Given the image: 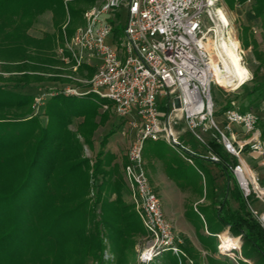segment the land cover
<instances>
[{
  "label": "trees",
  "instance_id": "trees-1",
  "mask_svg": "<svg viewBox=\"0 0 264 264\" xmlns=\"http://www.w3.org/2000/svg\"><path fill=\"white\" fill-rule=\"evenodd\" d=\"M66 1L70 2L0 0V52L14 53L15 63L23 62L28 69L17 71L21 74L17 79L19 84L28 87L33 81L44 79L39 75L41 67L30 66L35 58L30 53L32 50L40 54L52 52L57 42L53 35L32 38L28 30L39 14L53 11L54 26L61 30L63 41ZM76 1L83 4L79 12L84 14L98 0ZM255 1L257 15L264 18V0ZM84 6H87L85 11ZM69 26L65 29L71 37L78 27L68 29ZM257 56L262 60L261 53ZM58 62L50 59L46 64L56 66ZM85 68L88 66H83L80 71ZM55 80L60 81V78ZM86 96L73 98L58 93L52 97L45 108L48 123L43 126L33 114L32 96L5 92L0 88V264H89V261L104 264L106 242L119 256L133 247L137 235L147 233L132 205L125 200L128 191L122 177L113 180L115 168L102 170L107 163L101 158L92 166L91 161L82 156V144L68 130L74 119L84 118L78 132L87 146L92 145L90 136L97 125L86 130L85 125L98 112L96 104ZM101 119L107 118L101 114ZM261 140L264 142V132ZM208 147L221 159L219 164L230 180L233 174L222 147L217 143ZM100 178L103 182L92 201L91 192L96 190L94 183ZM32 186H35V193L26 197L24 193ZM238 188L240 190L239 185ZM106 194L116 198L109 201ZM232 196L239 203V209L229 212L219 207L218 218L234 236L242 235L244 243L241 239L240 243L245 259L252 260L256 255L264 261V228L258 223L251 224L249 218L242 216L246 211V200L241 190H235ZM97 206H100V213H96ZM211 240V237L202 238L207 250L211 249ZM182 249L186 257L168 253L162 257L163 263L187 264L190 260L200 264L203 254L189 240L183 241ZM210 264L230 263L212 260Z\"/></svg>",
  "mask_w": 264,
  "mask_h": 264
},
{
  "label": "built area",
  "instance_id": "built-area-1",
  "mask_svg": "<svg viewBox=\"0 0 264 264\" xmlns=\"http://www.w3.org/2000/svg\"><path fill=\"white\" fill-rule=\"evenodd\" d=\"M222 1L98 0L84 12V25L58 49L62 60L71 63L75 72L82 66L97 68L86 94L111 102L116 115L128 120L129 129L135 132L124 172L131 202L148 236L139 255L142 264H150L168 253L186 257L183 239L165 214L143 158L145 141L164 140L186 162L194 164L196 153L183 144L175 130L179 123L200 145H206L205 138L209 137L237 160L230 170L251 213L264 227L263 214L256 206L264 203V188H260L256 175L247 173L241 157L247 145L250 156L264 165L261 117L252 110L242 111L233 102L224 112L223 127L215 118L212 90L221 85L215 68L221 76L226 72L213 55L209 36L227 25L219 13ZM121 18L126 27L119 32ZM68 93L77 91L69 89ZM160 99L166 101L165 114L158 107ZM236 126L244 129L246 141L238 142ZM206 158L221 161L213 154ZM206 234L217 238L219 253L224 254L220 249L221 233L212 234L206 227ZM238 238L242 239V235Z\"/></svg>",
  "mask_w": 264,
  "mask_h": 264
},
{
  "label": "rangeland",
  "instance_id": "rangeland-1",
  "mask_svg": "<svg viewBox=\"0 0 264 264\" xmlns=\"http://www.w3.org/2000/svg\"><path fill=\"white\" fill-rule=\"evenodd\" d=\"M67 2V1H66ZM68 4V5H67ZM65 4L63 9L64 21L66 24L62 26L63 29V41H61V30L54 26L53 11L46 10L36 17L34 25L28 30V34L35 39H42L46 35L54 36L57 44L52 52L37 53L32 50L30 55L35 56L34 60L31 61L30 66L41 67L42 73H39L42 78L41 82L33 81L28 87L23 86L17 82V79L21 77V74L17 71L28 70L25 67L26 64L23 62L15 63V54L12 52H0V88L4 89L5 92H14L23 96H32L33 102V114L39 119L43 126L48 123V118L45 116V108L47 102L57 95L62 93L63 96H69L73 98H91L93 103L97 106L98 115L87 121L86 128L96 124V128L92 131L90 136L91 146H87L84 142V138L81 137L78 132L79 125L84 122V118H76L74 122L68 127L70 133L75 134L76 139L82 144V156L91 161L93 166L98 158L104 160L106 166L102 170H116L113 171L115 178L121 176L126 189L128 191L125 196V200L129 205L134 206L131 202V190L129 184L125 179L124 167L127 162V153L130 149L131 142L134 140L135 132L131 131L128 127V120L120 118L116 115L112 103L106 100H100L94 94H86L90 89L89 81L93 78L97 68L88 66V68L75 72L72 68L71 63H67L62 60L58 53V49L63 47L66 40L72 38L68 36L66 32V26L70 24L69 28L79 27L83 24V14H80V8L82 3L76 0H70ZM87 9V6H84ZM256 1L255 0H223L220 4L227 17V25L216 30L215 33H210V41L212 52L215 57L225 55L223 53V46L229 44L230 36L233 37L239 45L238 53L241 57L242 66L247 69L248 75L243 80L241 85H236L238 81L232 80V82H222L221 85L213 87L212 93L215 100V115L226 111L234 102L242 111L252 110L261 117V123L259 130L261 133L264 132V18L259 17L256 13ZM23 9V7L21 8ZM84 25V24H83ZM126 22L121 18V24L119 26V32L125 30ZM77 30V28H76ZM75 30V32H76ZM74 32V33H75ZM224 44V45H223ZM262 54V60H258L257 54ZM10 59V60H9ZM60 61L58 65H47V60ZM218 59V58H217ZM263 62V63H262ZM95 63H98L95 61ZM29 65V64H28ZM25 67V68H24ZM90 68V69H89ZM49 74H48V73ZM18 73V74H17ZM59 80H55L56 78ZM64 80L63 82L61 81ZM234 85H236L234 87ZM232 86V87H229ZM238 86V87H237ZM73 89L76 93H68L66 91ZM166 101L163 99L159 100L158 107L164 114L167 111ZM108 106V108H106ZM9 116V112L6 113ZM101 114L104 115L106 120L102 121ZM88 124V126H87ZM87 126V127H86ZM176 132L180 134L185 131V127L182 123L175 125ZM187 133V132H186ZM183 144L191 143L196 148L199 143L190 133L183 134L180 138ZM206 145L201 144L199 148H206L211 143H217L220 146L221 143L211 140L209 137L205 138ZM247 140V137L243 139ZM223 154L229 161L230 165L237 164V160L230 154H228L223 148ZM101 153L103 155H101ZM206 156H210L206 153ZM112 157L113 159H111ZM151 157L158 158L162 163L158 162L159 169L162 174H166L171 178L172 184L170 183L169 189L160 190V197L165 206V214L167 218L174 225L176 232L181 236L183 241L185 239L193 243V246L197 251L203 254V259L200 260V264H210L213 261L229 262L230 264H241L245 262L247 264H264V261L259 256H254L252 260L245 259L242 255V250H235L232 254L219 253L218 241L214 236H208L206 234V226L210 233L216 234L217 232H229L234 238L231 230L224 226L218 218L219 207H224L229 212L231 210H238L239 205L235 202V198L232 193L240 192L236 179L232 176V187L230 191L226 189V180L220 173L215 174V179H212L209 170L201 165V162L194 158V164H190L182 158V156L169 146L164 140L152 141L147 140L144 143L143 158H148L152 162ZM245 161L246 167L249 171L259 178L261 183V189L264 188V165L260 163V160L253 159L250 156L248 146L244 147L241 155ZM205 161V160H204ZM145 162V160H144ZM207 162V161H206ZM146 168V163H145ZM147 172V171H146ZM251 175V174H250ZM103 182V179H98L94 191L91 192L90 198L92 201L96 199V191ZM174 184V185H173ZM177 186V187H175ZM183 191L185 197L183 200L185 208V217L189 225L196 231L183 230L181 224L183 220L180 219L183 213L179 210L178 213L171 210L178 206L179 192ZM35 186H32L27 192L24 193L26 197H30L35 193ZM242 192V191H241ZM243 194V193H242ZM241 195V193H240ZM109 201L116 198L115 195L106 194ZM207 197V198H206ZM255 199V195L249 198V203ZM181 200V201H182ZM245 200V198H244ZM246 202V201H245ZM182 203V202H181ZM246 202V211L242 213V216L250 220L251 224H262L255 219L254 215L249 209V205ZM184 211V210H183ZM96 213H100V206L96 207ZM168 213V214H167ZM260 214L264 213V203L260 208ZM172 214V215H171ZM252 219V220H251ZM141 220V219H140ZM264 222V216H263ZM142 222V221H141ZM143 224V223H142ZM144 227V226H143ZM263 227V226H262ZM264 228V227H263ZM183 230V231H182ZM218 234V233H217ZM197 235V236H196ZM190 236V237H188ZM199 239H198V238ZM211 237V249L207 250L202 243V238ZM191 238V240H190ZM232 242V248L238 246L239 243L235 239L226 237L224 245L228 241ZM244 243L243 238L241 239ZM148 243L147 233L143 235H137L134 238V244L131 249H128L125 254L119 256L111 251L110 243L106 242L107 249L104 252L103 258L104 264H142L139 261L140 251L145 248ZM185 252V251H184ZM207 257V258H206ZM119 261V262H118ZM93 262L89 261V264ZM150 264H164L162 258L156 259ZM187 264H193L192 261L187 260Z\"/></svg>",
  "mask_w": 264,
  "mask_h": 264
},
{
  "label": "crops",
  "instance_id": "crops-1",
  "mask_svg": "<svg viewBox=\"0 0 264 264\" xmlns=\"http://www.w3.org/2000/svg\"><path fill=\"white\" fill-rule=\"evenodd\" d=\"M215 118H216V121L220 124V126L223 127L224 124H225L224 111H222L221 113L215 115ZM234 130H235V132L237 134L238 142L239 143L244 142L243 139L246 137L245 132H244V129L242 127L236 126L234 128ZM183 134H187V133L185 131H183L180 134V132H179L180 138L182 137ZM186 144H187L186 146H188L189 148H191V150L196 153V157L195 158L201 162V165H203L204 167H206L209 170L212 179H215V174L218 173V172L220 173V175L223 176V178L226 180V189H228V191H230V189L232 187L231 185H232L233 182H232L231 179L229 180V178L227 177V173H226L225 169L223 168V166L221 164H219L220 162L219 163L213 162L210 158H206V153L207 152L209 153V155L210 154H213L214 155L215 153H213L212 151H210L208 149L209 147L199 148L200 144L196 148H194L191 145V143H187L186 142ZM222 154H223V151H222ZM223 156H224V154H223ZM224 158H226V157L224 156ZM151 159H152V162H150L148 158H144L145 163H146V171H147V175L149 177V180H150L151 185L154 187V189L160 195V192L158 191V189H160V190H164V189L166 190L167 189L168 190L169 189L168 186H170V183L172 184V181H171V178H169L168 175L161 173V171L159 169V166H158V162L159 163H162V162L158 158H155V157H151ZM175 187H177V186H175ZM177 191H178V189H177ZM178 192L179 193L177 195L179 196V200H180L179 203H178L179 205L176 206V207H174V208H172L171 210H173V213L174 212H177L178 213L179 210L183 213V216H181L180 219H177L176 220V221L183 220L182 221V224H181V229H183V230H192L193 228L186 221V217H185V208H184V203H183V200H184V197H185V193L183 191H178ZM182 198H183V200H182ZM161 199H162V197H161ZM235 202L239 205V203L237 201H235ZM163 206H164V202H163ZM256 206H257V209L260 211V208H261L262 205L260 203H256ZM164 210H165V206H164ZM263 216H264V213H263ZM193 231H195V230L193 229ZM188 237H190V236H188ZM190 240H191V238H190Z\"/></svg>",
  "mask_w": 264,
  "mask_h": 264
},
{
  "label": "bare ground",
  "instance_id": "bare-ground-1",
  "mask_svg": "<svg viewBox=\"0 0 264 264\" xmlns=\"http://www.w3.org/2000/svg\"><path fill=\"white\" fill-rule=\"evenodd\" d=\"M219 13L221 15V18L228 23L225 12L222 9H220ZM238 48H239L238 42L233 37L230 36L229 44L227 43L223 46V53L226 58L222 56L216 57L218 58V61H220L221 64L224 66L226 72L225 76H221L218 68H215V73L217 75V80L219 83L222 84L223 81L232 82V80L234 79V81L236 80L238 81L237 84H240L241 82H243V80L247 78L248 71L241 64V57L238 53ZM221 77H225V78L221 79ZM246 170L247 173L249 174L251 173L247 167ZM221 235H222L221 237L222 241H221L220 249L223 251V253L232 254L233 251L240 250L242 248L239 238L232 237L228 232H222ZM226 237L235 239L237 243H239L238 246L232 248V242L230 240L227 242L226 245H224V242L226 241Z\"/></svg>",
  "mask_w": 264,
  "mask_h": 264
},
{
  "label": "water",
  "instance_id": "water-1",
  "mask_svg": "<svg viewBox=\"0 0 264 264\" xmlns=\"http://www.w3.org/2000/svg\"><path fill=\"white\" fill-rule=\"evenodd\" d=\"M221 71H222V74H224L225 72H224V70L221 68Z\"/></svg>",
  "mask_w": 264,
  "mask_h": 264
},
{
  "label": "snow or ice",
  "instance_id": "snow-or-ice-1",
  "mask_svg": "<svg viewBox=\"0 0 264 264\" xmlns=\"http://www.w3.org/2000/svg\"><path fill=\"white\" fill-rule=\"evenodd\" d=\"M145 255H146V257H147V256L149 255V253H146Z\"/></svg>",
  "mask_w": 264,
  "mask_h": 264
}]
</instances>
